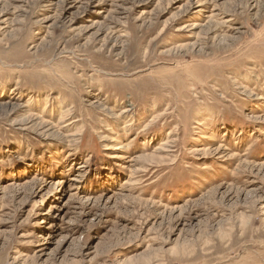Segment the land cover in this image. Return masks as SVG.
I'll use <instances>...</instances> for the list:
<instances>
[{
	"label": "rangeland",
	"instance_id": "374dc122",
	"mask_svg": "<svg viewBox=\"0 0 264 264\" xmlns=\"http://www.w3.org/2000/svg\"><path fill=\"white\" fill-rule=\"evenodd\" d=\"M0 264H264V0H0Z\"/></svg>",
	"mask_w": 264,
	"mask_h": 264
},
{
	"label": "bare ground",
	"instance_id": "6f19581e",
	"mask_svg": "<svg viewBox=\"0 0 264 264\" xmlns=\"http://www.w3.org/2000/svg\"><path fill=\"white\" fill-rule=\"evenodd\" d=\"M209 19V18H208ZM138 122V121H137Z\"/></svg>",
	"mask_w": 264,
	"mask_h": 264
}]
</instances>
